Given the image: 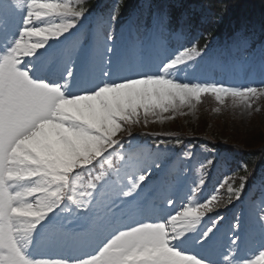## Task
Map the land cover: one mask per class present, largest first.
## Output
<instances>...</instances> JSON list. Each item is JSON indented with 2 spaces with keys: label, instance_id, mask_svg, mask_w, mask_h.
Segmentation results:
<instances>
[{
  "label": "snow or ice",
  "instance_id": "1",
  "mask_svg": "<svg viewBox=\"0 0 264 264\" xmlns=\"http://www.w3.org/2000/svg\"><path fill=\"white\" fill-rule=\"evenodd\" d=\"M200 27L153 0H0V264H264V173L229 185L246 215L225 223L224 183L197 200L186 170L247 164L132 131L202 94L264 97V39Z\"/></svg>",
  "mask_w": 264,
  "mask_h": 264
},
{
  "label": "rangeland",
  "instance_id": "2",
  "mask_svg": "<svg viewBox=\"0 0 264 264\" xmlns=\"http://www.w3.org/2000/svg\"><path fill=\"white\" fill-rule=\"evenodd\" d=\"M103 1L105 3L113 0ZM161 2L167 3L165 0ZM209 15L210 12L206 9L202 15V20L207 19ZM216 43L218 41L214 38L208 44L215 45ZM132 131L133 134L152 133L153 135L160 134L159 136L165 137L180 135L208 136L216 143L221 142L220 144L225 147L243 145L247 142L254 143L261 138L264 140V97L256 99L252 107L249 108L239 98L226 97L224 102L221 103L211 94H202V99L194 107H184L175 113H163L159 118L152 116L149 118L147 126L143 124L136 125ZM218 154V158H227L231 162L229 152L224 151ZM228 170L227 167H224L217 169L216 172L225 174ZM197 173L198 171L195 170L194 175H197ZM216 194L219 197L218 192ZM257 194L258 191H253L249 193V196ZM244 199L245 196L234 207V212L241 211L246 215V208L243 204ZM228 220H231V218L227 217L225 222L227 223Z\"/></svg>",
  "mask_w": 264,
  "mask_h": 264
},
{
  "label": "trees",
  "instance_id": "3",
  "mask_svg": "<svg viewBox=\"0 0 264 264\" xmlns=\"http://www.w3.org/2000/svg\"><path fill=\"white\" fill-rule=\"evenodd\" d=\"M215 1V0H213ZM240 1V8H237L238 10H233V13H225V24L227 23V19H228V23H232L233 26L235 27H239L241 24H243L245 21H247V19H251V24L253 26V33L257 34L260 37H263L264 35V9L261 10H257L255 9L253 12L251 11V3L253 2L254 7L257 5H259L260 8H264V0H252V2H250V0L248 1L247 7L244 9V5L246 0H239ZM128 5V3L130 4V6L133 5V0H128L125 1ZM225 2V1H224ZM244 2V3H243ZM215 4V3H214ZM87 5L92 6L93 5V0H91L90 2L87 3ZM126 5V6H127ZM250 5V6H249ZM224 17V15H223ZM224 24L221 23H216V26H213L212 29V33L208 32V34H217V31H220L223 29ZM174 141H176L175 139H172V142L175 143ZM244 148H246L248 151H246V157L245 160L247 162V167L248 170H250L252 168V165L254 166L255 162L258 160L264 161V140L263 138L257 140L256 142H252V143H243L242 145ZM238 173H247L244 172L243 170H238ZM233 183L235 185H237V180H233Z\"/></svg>",
  "mask_w": 264,
  "mask_h": 264
}]
</instances>
